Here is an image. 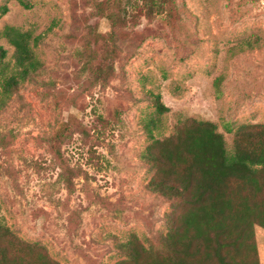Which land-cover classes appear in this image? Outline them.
I'll list each match as a JSON object with an SVG mask.
<instances>
[{"label": "rangeland", "instance_id": "obj_1", "mask_svg": "<svg viewBox=\"0 0 264 264\" xmlns=\"http://www.w3.org/2000/svg\"><path fill=\"white\" fill-rule=\"evenodd\" d=\"M29 1L0 0V30L38 36L41 61L0 110V224L61 264H112L131 233L148 245L166 232L170 203L140 158L154 138L192 116L229 148L223 122L264 123V0ZM0 46L9 73L14 47L1 35Z\"/></svg>", "mask_w": 264, "mask_h": 264}, {"label": "trees", "instance_id": "obj_2", "mask_svg": "<svg viewBox=\"0 0 264 264\" xmlns=\"http://www.w3.org/2000/svg\"><path fill=\"white\" fill-rule=\"evenodd\" d=\"M6 11V4L1 5L0 16ZM0 35L14 47V70L8 73L1 60L6 50L0 46L1 110L41 61L34 51L39 37L31 31L6 24ZM108 66L94 69V77L111 74L112 64ZM151 99L155 113L167 110L159 93ZM157 121L156 115L148 119L150 132ZM223 124L232 131L229 148L215 122L186 116L172 133L154 138L141 152L152 172L150 190L170 203L167 229L148 245L131 233L119 243L123 257L112 264H259L254 226L264 228V123ZM59 137L56 133L54 140ZM55 152L61 156L59 149ZM7 229L0 224V264H61L37 242L21 240Z\"/></svg>", "mask_w": 264, "mask_h": 264}]
</instances>
